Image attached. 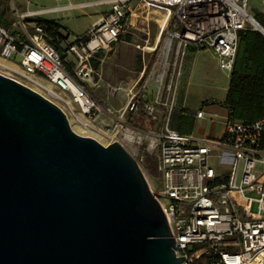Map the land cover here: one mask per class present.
Returning <instances> with one entry per match:
<instances>
[{"label": "built area", "instance_id": "built-area-1", "mask_svg": "<svg viewBox=\"0 0 264 264\" xmlns=\"http://www.w3.org/2000/svg\"><path fill=\"white\" fill-rule=\"evenodd\" d=\"M20 1L10 0L16 16L10 21L15 29L0 23V58L67 93L89 121L102 114V107L89 92L90 84L95 86L98 81L92 66L95 55L109 50L128 33L134 11L163 12L157 37L158 42L164 36L159 50L162 68L152 74L156 86L153 101H143V88L134 91L145 67L112 110L111 123L106 125L100 118L107 126L106 131L100 130L118 141L141 169H146L147 156L155 160L161 178L156 187L149 186L168 219L178 247L176 256L184 257L180 264H264L263 121L244 123L227 115L219 138H197L169 124L174 82L187 49H211L219 68L230 72L239 32L251 24L264 35V26L248 11L249 0H94L40 9H30L28 0L21 11ZM95 6L107 9L85 34L72 39L63 32L55 36L64 49L60 54L47 40L43 15ZM156 48L157 43L148 48L150 59ZM176 66L173 74L170 69ZM108 88L112 95L122 89L109 84ZM163 92L170 97L165 103L161 102ZM157 105L168 111L163 126L143 127L138 120L140 108L155 122ZM129 114L133 122H129ZM203 116L202 109L196 111V118Z\"/></svg>", "mask_w": 264, "mask_h": 264}, {"label": "water", "instance_id": "water-1", "mask_svg": "<svg viewBox=\"0 0 264 264\" xmlns=\"http://www.w3.org/2000/svg\"><path fill=\"white\" fill-rule=\"evenodd\" d=\"M77 119L0 64V264L182 263L140 165Z\"/></svg>", "mask_w": 264, "mask_h": 264}, {"label": "rangeland", "instance_id": "rangeland-1", "mask_svg": "<svg viewBox=\"0 0 264 264\" xmlns=\"http://www.w3.org/2000/svg\"><path fill=\"white\" fill-rule=\"evenodd\" d=\"M25 1L28 0H21L20 3H17V5L20 4V6L18 7L20 11L21 9L25 8ZM29 1L31 3L29 6L30 9H40L64 5L67 3H82L94 0ZM10 7V0H0V12H4L5 17L8 20L13 21L16 16L12 14ZM263 8V0H249L248 11L253 16L256 15V18H264V15L262 13ZM105 9H107V6H95L83 10L75 9L56 13H47L43 15V18L47 20L53 19L59 24L60 32L68 33L70 39H72L74 35L85 34L91 27L92 23L97 19V17L104 13ZM162 19V11H149L148 13L144 12L143 10L134 11L133 15L130 18L128 33L124 35L121 40L117 42V44L103 53L102 56L104 62L102 64L99 62L97 63V66L94 67L92 63L93 68L98 74L99 87L97 86L95 88L90 84L89 92L94 96V98L102 107V114L100 115V117L96 120L91 121L93 126H97L99 129L106 131L107 126H105L103 122H105L106 125H109L111 123L109 115H111L112 110L119 105V102L122 100L125 91L128 90L126 88H130L132 86V84L136 81L140 71H142L145 67L146 70L144 77L140 82H138L134 91H138L139 89L141 90L143 88V91L151 90L153 93L154 91L156 93V86L154 85L152 74L162 68L160 63L159 50L163 44L164 36H161L159 41L157 42L158 30ZM247 27L253 28V25L247 24ZM9 28L11 30H14L15 26L11 24ZM127 36H129V40H126ZM156 43V51L150 59L151 51L148 50V48L155 46ZM33 80L41 81L42 84L45 83L39 79ZM108 84L111 86L121 87L122 89L118 90L112 95L109 91ZM54 91L55 90H53V92ZM56 92L60 93L59 91ZM98 93L101 97L97 95ZM169 98V94L167 92H163L161 102L165 103L169 100ZM63 99L67 101V103H69L68 100L65 99V97H63ZM69 107L74 113V120L76 119L75 121H77V118L80 116L77 107L75 105H73V107ZM156 110L157 113L159 111L160 119L153 122L152 128L159 129L163 126L168 111L163 105H157ZM100 118H102L101 120L104 121L101 122ZM169 124L170 126H172V113L170 115ZM196 128L198 129V131H200L201 127L200 125H197ZM151 165L155 168L154 159L151 161ZM142 171L148 181V184L152 187H156L158 184V180H160L161 178L159 174H157L156 172V174L153 175L146 169H142ZM193 264H201V261L194 262Z\"/></svg>", "mask_w": 264, "mask_h": 264}, {"label": "crops", "instance_id": "crops-1", "mask_svg": "<svg viewBox=\"0 0 264 264\" xmlns=\"http://www.w3.org/2000/svg\"><path fill=\"white\" fill-rule=\"evenodd\" d=\"M99 53L103 54L105 51ZM99 57L97 60L102 64L103 56ZM171 61L173 63V59ZM176 69L177 66L170 70L175 74ZM178 72L174 82L171 127L197 138H219L223 134L224 120L228 115L224 101L230 72L219 68L217 57L211 49L192 47L184 53ZM97 86L99 87V80L94 87ZM154 93L151 90L144 91L142 99L151 102L154 99ZM97 95L101 97L99 93ZM200 109L203 110L204 116L198 119L195 113ZM156 114V120L160 119L159 111ZM214 114H217V117H214ZM197 125H200V131L196 128Z\"/></svg>", "mask_w": 264, "mask_h": 264}, {"label": "trees", "instance_id": "trees-1", "mask_svg": "<svg viewBox=\"0 0 264 264\" xmlns=\"http://www.w3.org/2000/svg\"><path fill=\"white\" fill-rule=\"evenodd\" d=\"M255 19L264 26V18ZM0 23L9 28L11 21L5 17L4 12H0ZM47 29V40L53 44L60 54L63 55L64 49L61 47L55 36L60 34V27L57 22L45 20L43 23ZM129 40V36L126 37ZM97 55V56H96ZM96 60L93 59V66L99 63L98 58L103 54L97 53ZM95 58V57H94ZM147 102L146 99H143ZM228 115L233 120L250 123L262 120L264 140V35L250 27H246L239 32L238 47L233 67L230 71V81L224 101ZM139 121L143 127L152 128L153 121L146 117L142 109L139 110ZM129 122H133L134 117L129 114ZM152 157L145 159L146 170L155 175L156 170L151 165Z\"/></svg>", "mask_w": 264, "mask_h": 264}, {"label": "bare ground", "instance_id": "bare-ground-1", "mask_svg": "<svg viewBox=\"0 0 264 264\" xmlns=\"http://www.w3.org/2000/svg\"><path fill=\"white\" fill-rule=\"evenodd\" d=\"M0 64L5 65V66H7V67H9V68H11V69L17 71V72H20V73L24 74L25 76L29 77V78L32 79V80H33V79H39V80H42L43 82H45L44 84H42L41 81H36V80H33V81H35L36 83L40 84L41 86H43L44 88L48 89V90L51 91V92H53V90H55L53 93L56 94L57 96L61 97V98L65 97V99L68 100V102L70 103V104L68 103L69 106H72V107H73V105H75L74 102L72 101V99L70 98V96H69L67 93H65V92L62 91L61 89L57 88L56 86H54L53 84H51L50 82H48L47 80H45L44 78L39 77V76H37V75H35V74H32V73H28V72H26L22 67H20L18 64L12 63V62L7 61V60H4V59H2V58H0ZM56 91H59L60 93H57ZM75 106H76V105H75ZM76 107H77V106H76ZM77 109H78V108H77ZM78 111H79V110H78ZM79 113H80V111H79ZM75 115H77V114H75ZM79 117H80L81 120H83L84 122H86V123L89 124L90 126L94 127L95 129H97V130L100 131V132H103V131H101L97 126H93V125H92V122L89 121V120H87V119H85V118L82 116L81 113H80V116H79ZM74 118H75V116H74ZM75 120H76V119H75ZM75 120H74V122L76 123L77 121H75ZM77 120H78V119H77ZM76 127L78 128L79 131H82V130H83L82 127L80 126V124H79L78 122L76 123ZM103 133H105V132H103ZM105 134H106V133H105ZM107 135H108V134H107Z\"/></svg>", "mask_w": 264, "mask_h": 264}]
</instances>
